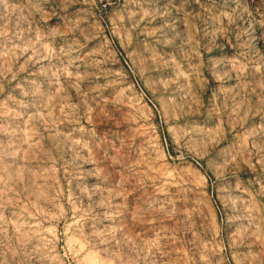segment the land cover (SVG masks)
Masks as SVG:
<instances>
[{"label":"rangeland","instance_id":"obj_1","mask_svg":"<svg viewBox=\"0 0 264 264\" xmlns=\"http://www.w3.org/2000/svg\"><path fill=\"white\" fill-rule=\"evenodd\" d=\"M0 264H264V0H0Z\"/></svg>","mask_w":264,"mask_h":264}]
</instances>
